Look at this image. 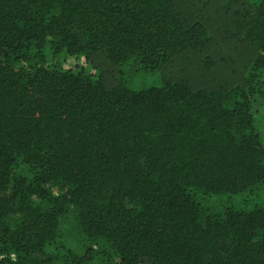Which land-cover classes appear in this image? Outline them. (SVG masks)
I'll use <instances>...</instances> for the list:
<instances>
[{
  "label": "trees",
  "instance_id": "1",
  "mask_svg": "<svg viewBox=\"0 0 264 264\" xmlns=\"http://www.w3.org/2000/svg\"><path fill=\"white\" fill-rule=\"evenodd\" d=\"M0 264H264V0H0Z\"/></svg>",
  "mask_w": 264,
  "mask_h": 264
},
{
  "label": "rangeland",
  "instance_id": "2",
  "mask_svg": "<svg viewBox=\"0 0 264 264\" xmlns=\"http://www.w3.org/2000/svg\"><path fill=\"white\" fill-rule=\"evenodd\" d=\"M249 54H250V52H246V55H249ZM93 57H94V61L98 65L103 66V67H109L110 66L109 63L106 61V59L100 53H96ZM240 57H242V56H240L239 54H236L234 56L235 59L240 58ZM241 61H244V59H242ZM213 70L214 71L220 70V65H217L216 68H214ZM192 73H194L196 75L200 74L199 70L194 69V68L191 70V74ZM22 170H23V167L18 165L17 171H22Z\"/></svg>",
  "mask_w": 264,
  "mask_h": 264
}]
</instances>
